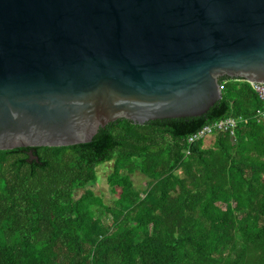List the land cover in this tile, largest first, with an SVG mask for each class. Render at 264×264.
<instances>
[{
  "label": "trees",
  "instance_id": "1",
  "mask_svg": "<svg viewBox=\"0 0 264 264\" xmlns=\"http://www.w3.org/2000/svg\"><path fill=\"white\" fill-rule=\"evenodd\" d=\"M220 83L200 116L119 118L88 143L0 150V264H264L263 104L246 81ZM228 116L244 119L234 137L186 142ZM109 161L112 203L87 187Z\"/></svg>",
  "mask_w": 264,
  "mask_h": 264
},
{
  "label": "water",
  "instance_id": "2",
  "mask_svg": "<svg viewBox=\"0 0 264 264\" xmlns=\"http://www.w3.org/2000/svg\"><path fill=\"white\" fill-rule=\"evenodd\" d=\"M264 83V0H0V150L196 117Z\"/></svg>",
  "mask_w": 264,
  "mask_h": 264
},
{
  "label": "rangeland",
  "instance_id": "3",
  "mask_svg": "<svg viewBox=\"0 0 264 264\" xmlns=\"http://www.w3.org/2000/svg\"><path fill=\"white\" fill-rule=\"evenodd\" d=\"M213 142V134H209L203 140V146L209 147ZM112 161L105 162L99 165L96 168V181L92 185H88L87 187L92 189L96 194L101 195L103 200L106 203H112L114 197L117 196L116 192H113L109 185L106 182V175L109 173L111 169ZM179 174L182 175V172L179 171ZM130 178L133 182V186L137 190H143L146 185L148 179L140 172L135 171L130 175ZM83 189H76L74 192V197H78Z\"/></svg>",
  "mask_w": 264,
  "mask_h": 264
},
{
  "label": "built area",
  "instance_id": "4",
  "mask_svg": "<svg viewBox=\"0 0 264 264\" xmlns=\"http://www.w3.org/2000/svg\"><path fill=\"white\" fill-rule=\"evenodd\" d=\"M248 83L263 104V109H256L254 114V117L257 121H262L264 120V83ZM242 120L244 119H241L240 117L237 118L228 116L218 119L212 123L205 124L197 129L194 133L188 135L186 138V142L191 144L199 139H204L206 136H208L209 134H213V132L217 130L226 131L234 137V130L236 128V125ZM185 153L188 154L189 150L187 149Z\"/></svg>",
  "mask_w": 264,
  "mask_h": 264
}]
</instances>
